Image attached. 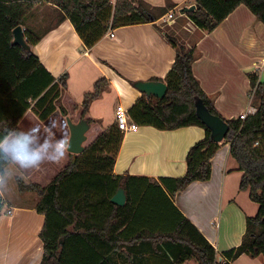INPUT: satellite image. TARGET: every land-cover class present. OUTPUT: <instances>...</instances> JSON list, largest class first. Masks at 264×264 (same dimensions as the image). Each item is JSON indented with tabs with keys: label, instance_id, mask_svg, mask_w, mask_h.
Returning a JSON list of instances; mask_svg holds the SVG:
<instances>
[{
	"label": "trees",
	"instance_id": "1",
	"mask_svg": "<svg viewBox=\"0 0 264 264\" xmlns=\"http://www.w3.org/2000/svg\"><path fill=\"white\" fill-rule=\"evenodd\" d=\"M40 0H0V125L19 129V122L30 108L46 120L62 105L68 74L56 78L35 52L13 44V29ZM71 20L86 47H93L104 34L120 26L155 22L174 8L145 0H48ZM196 9L187 17L197 28L214 30L240 4H245L264 23V0H195ZM158 28V27H157ZM159 31L160 28H158ZM176 49L171 69L164 79L168 86L162 98L142 94L129 108L138 125L158 129L201 126L205 136L187 154V171L181 177L115 175L113 167L123 140L116 123L102 129L88 116L90 104L110 88L106 77L99 78L83 98L81 119L90 124L85 150L74 155L51 184L17 180L19 190L41 196L37 211L45 215L40 236L44 254L40 264H184L196 258L198 264H233L243 254H264V82L257 72L249 73L250 91L260 104L246 119H225L201 87L193 72L196 48L186 47L164 33ZM33 46L38 39L26 36ZM201 99L209 111L229 125L225 141L243 172L240 189L248 190L259 206L248 216L240 245L223 252L219 260L215 247L175 206L171 197L197 180L211 177V159L220 147L211 130L199 119L196 103ZM75 158V161L73 159ZM123 186L127 201L116 205L111 198ZM3 199L0 197V214ZM130 231H134L130 233Z\"/></svg>",
	"mask_w": 264,
	"mask_h": 264
},
{
	"label": "crops",
	"instance_id": "2",
	"mask_svg": "<svg viewBox=\"0 0 264 264\" xmlns=\"http://www.w3.org/2000/svg\"><path fill=\"white\" fill-rule=\"evenodd\" d=\"M145 1L157 7L169 1L174 4L164 17L196 4L195 0ZM63 14L56 4L40 0L25 16L22 24L25 35L38 39L32 50L56 78L68 74L62 100L66 97L70 104L74 102L76 110L99 78L109 80L110 88L90 104L88 111V116L97 120L102 129H109L115 124L117 105L129 109L142 95L128 82L164 79L174 63L176 49L158 29L161 18L111 29L88 48ZM181 15L191 21L187 14ZM190 23L188 28L198 34L192 45L198 54L193 63L194 75L223 118H239L251 108L249 73L257 72L264 82V23L245 4H240L212 31ZM52 116L41 120L27 110L19 129L31 130L44 141L61 139L64 130ZM78 116L81 117V111ZM138 126L137 131H121L123 140L113 174L154 180L185 175L188 151L205 136L204 128L192 125L166 130ZM220 143L211 159V177L192 182L171 199L215 247L218 257L224 259L223 252L241 244L247 217L254 216L259 206L251 200L248 190L240 189L243 172L231 155L230 143L225 140ZM66 159L59 165L45 163L21 180L48 186L59 167L68 164ZM2 199L0 264H40L44 254L40 233L45 215L36 207L41 196L34 191H20L15 180L4 190ZM197 263L188 260L184 264ZM233 264H264V254L255 257L243 254Z\"/></svg>",
	"mask_w": 264,
	"mask_h": 264
},
{
	"label": "clouds",
	"instance_id": "3",
	"mask_svg": "<svg viewBox=\"0 0 264 264\" xmlns=\"http://www.w3.org/2000/svg\"><path fill=\"white\" fill-rule=\"evenodd\" d=\"M66 139L41 140L31 130L25 131L0 125V197L18 179L45 164H61L68 155Z\"/></svg>",
	"mask_w": 264,
	"mask_h": 264
},
{
	"label": "water",
	"instance_id": "4",
	"mask_svg": "<svg viewBox=\"0 0 264 264\" xmlns=\"http://www.w3.org/2000/svg\"><path fill=\"white\" fill-rule=\"evenodd\" d=\"M197 5L193 4L188 7L180 9L181 14H187L190 11H194ZM13 44L19 45L25 50H31L32 46L29 44L25 30L20 24L13 29ZM134 86L142 94L147 97H156L162 99L168 91L166 82L162 80H138L134 82ZM196 113L199 119L211 130V137L215 142H222L228 133V123L219 115H215L209 111L204 102L199 99L196 103ZM68 124L70 127V138H69V152L78 155L85 150V142L88 139L87 133L90 129V124L86 119H81L78 122H73L68 118ZM75 161V158L73 159ZM111 201L116 204L123 206L127 201V194L123 186H120L116 193L111 198ZM264 219V217H263ZM219 260H222L220 257Z\"/></svg>",
	"mask_w": 264,
	"mask_h": 264
},
{
	"label": "rangeland",
	"instance_id": "5",
	"mask_svg": "<svg viewBox=\"0 0 264 264\" xmlns=\"http://www.w3.org/2000/svg\"><path fill=\"white\" fill-rule=\"evenodd\" d=\"M43 1H48V0H43ZM48 2H50V1H48ZM188 22L189 21H187L185 15H181L179 10H176L175 12L171 13V16H169L168 18L163 16L161 18V20H159L158 26H159V28L163 34L166 33L167 35H170V36L175 35L176 39L179 43H182L186 47L191 48L192 45L194 44V42L196 41L198 34L193 33V31H191L188 28V25H191V23H190L191 21L189 23ZM128 84H129V86H133L135 88L134 83L128 82ZM152 100H153V102H155L156 98L154 97V99H152ZM250 103H251L250 107H254V108H256V110L258 109V106L260 104V99L257 97L255 92L250 94ZM62 105H64V107L65 106L67 107L68 114L64 115L60 111L59 107H57V110L53 113L52 119L54 118L53 120L57 123L60 122L62 129L64 130L62 138L66 139L69 142L70 127L68 124V118L71 119L73 122L80 121L81 117L78 116V112L79 111L82 112V106L80 105L79 110H76L77 107H75V106H77V105L74 102L70 104L69 99L66 97H64V99L62 100ZM29 110L30 111L32 110V112H34L32 108H30ZM88 133H87V136H88ZM66 161L67 162L70 161V152H68V157H67ZM62 168L59 167L58 172ZM33 181H35V180H33ZM192 260L198 262V260L196 258H194Z\"/></svg>",
	"mask_w": 264,
	"mask_h": 264
},
{
	"label": "built area",
	"instance_id": "6",
	"mask_svg": "<svg viewBox=\"0 0 264 264\" xmlns=\"http://www.w3.org/2000/svg\"><path fill=\"white\" fill-rule=\"evenodd\" d=\"M169 16H171V14H169ZM110 35L113 36V32H110ZM128 110L129 109L122 104H118L115 111V123L120 131H137L139 126L131 120ZM256 111V108L251 107L247 111L242 112L239 118L244 120L248 115L254 114Z\"/></svg>",
	"mask_w": 264,
	"mask_h": 264
}]
</instances>
